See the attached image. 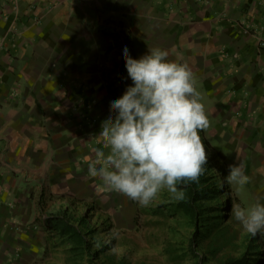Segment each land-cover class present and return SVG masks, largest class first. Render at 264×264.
<instances>
[{"label":"crops","instance_id":"0c3cea01","mask_svg":"<svg viewBox=\"0 0 264 264\" xmlns=\"http://www.w3.org/2000/svg\"><path fill=\"white\" fill-rule=\"evenodd\" d=\"M123 40L189 67L201 133L251 177L238 202L264 203V0H0V264L35 227L26 202L88 164Z\"/></svg>","mask_w":264,"mask_h":264},{"label":"rangeland","instance_id":"374dc122","mask_svg":"<svg viewBox=\"0 0 264 264\" xmlns=\"http://www.w3.org/2000/svg\"><path fill=\"white\" fill-rule=\"evenodd\" d=\"M122 42L118 59L125 63ZM120 85L117 80L115 90L122 95L126 87ZM98 133L89 160L101 146L103 138ZM199 135L208 160L200 176L202 194L196 201L195 217L183 208L185 196L176 200L167 190L148 206L110 190L88 171L86 159L81 157L84 166L79 163L70 172L64 165L62 184L46 186L26 202L34 212L35 227L15 234L16 246L7 263L231 264V260L243 259L244 264H263L264 253L255 252H264V238L246 233L231 216L233 204L239 202L233 185L226 182L228 168L201 131ZM178 188L185 193V184ZM55 216L79 228L80 237L51 228L48 220ZM192 237L196 254L191 250Z\"/></svg>","mask_w":264,"mask_h":264},{"label":"clouds","instance_id":"9594fccd","mask_svg":"<svg viewBox=\"0 0 264 264\" xmlns=\"http://www.w3.org/2000/svg\"><path fill=\"white\" fill-rule=\"evenodd\" d=\"M122 55L132 83L109 98L112 111L101 122L102 143L88 171L141 206L163 190L182 200L185 193L178 185L198 181L208 160L199 131L208 128L209 119L192 72L169 60L161 47L133 57L122 42ZM250 180L242 163L228 165L227 183L242 188ZM231 216L243 231L264 238V203H234Z\"/></svg>","mask_w":264,"mask_h":264},{"label":"trees","instance_id":"16d2710c","mask_svg":"<svg viewBox=\"0 0 264 264\" xmlns=\"http://www.w3.org/2000/svg\"><path fill=\"white\" fill-rule=\"evenodd\" d=\"M114 71L116 73V79L120 82L123 83L124 87H127L129 84L132 83L131 79L128 78L127 76V70L125 67V63H120L117 62ZM125 91V89H124ZM212 147V146H211ZM215 155L217 156V158L221 159L222 161H224L225 156L219 152L216 151L213 147H212ZM221 168H224L222 165H220ZM227 172V171H226ZM200 178L198 181L196 182H186L185 186H186V190H185V199L182 203L183 208L190 214L192 215V217H195L197 214V204L196 201L200 198L201 194H202V189L200 187ZM49 225H51V228H57L60 230V232L65 235V234H69V235H73V236H77L78 238L81 235L80 229L73 226L67 219H65L64 217L60 218L58 216L52 217L48 220ZM195 243V238L192 237V243H191V250L196 254L195 248L193 247V244ZM256 254H262L264 252L259 251V252H255ZM198 257V255H196ZM231 264H244L243 259H239V260H231L230 262ZM264 264V263H263Z\"/></svg>","mask_w":264,"mask_h":264},{"label":"built area","instance_id":"2783aa9c","mask_svg":"<svg viewBox=\"0 0 264 264\" xmlns=\"http://www.w3.org/2000/svg\"><path fill=\"white\" fill-rule=\"evenodd\" d=\"M14 1V0H13Z\"/></svg>","mask_w":264,"mask_h":264}]
</instances>
